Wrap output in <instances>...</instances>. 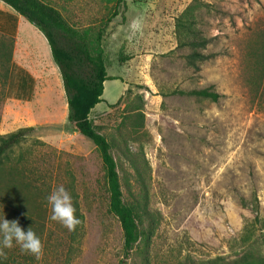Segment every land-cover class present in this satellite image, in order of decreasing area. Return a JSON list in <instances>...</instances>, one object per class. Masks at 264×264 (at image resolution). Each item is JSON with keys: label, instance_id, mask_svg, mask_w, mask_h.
Masks as SVG:
<instances>
[{"label": "rangeland", "instance_id": "374dc122", "mask_svg": "<svg viewBox=\"0 0 264 264\" xmlns=\"http://www.w3.org/2000/svg\"><path fill=\"white\" fill-rule=\"evenodd\" d=\"M43 1L72 25L94 29L116 3ZM191 1L124 0L103 31L106 71L116 77L104 81L90 118L112 142L123 199L135 203L142 218L141 238L127 255L108 207L100 152L60 111L66 98L58 77L47 70L25 101L29 93L8 82L9 64L0 58V135L34 128L4 158L1 178L6 189L18 182L10 181V170L21 168L22 182L30 184L20 185L26 208L37 207L32 193L43 208L32 212L39 215L43 243V254L33 255L32 264H230L243 256L264 258V0H196L194 25L206 45L179 48L175 19ZM29 31L34 32L24 28L18 36L16 62L37 69L35 59L51 63L50 47L36 44L34 57ZM1 42L11 41L0 33ZM194 49L205 56L196 67L186 59ZM127 58L134 60L128 69H138L131 75L123 66ZM124 80L127 89L116 103ZM202 88L217 92L218 100L187 93ZM53 105L56 118L46 111ZM139 113L144 128L138 129ZM60 184L71 193L80 220L74 231L49 218L46 197Z\"/></svg>", "mask_w": 264, "mask_h": 264}, {"label": "trees", "instance_id": "16d2710c", "mask_svg": "<svg viewBox=\"0 0 264 264\" xmlns=\"http://www.w3.org/2000/svg\"><path fill=\"white\" fill-rule=\"evenodd\" d=\"M10 6L18 15L33 24L45 36L53 61L57 64L66 94L68 105L67 120L71 123L74 132L80 133L90 139L100 152L104 169L105 183L108 192V207L119 222L122 232V250L127 255L141 238L139 223L142 221L135 203L123 199L122 187L117 170V163L112 154V142L100 132L93 123L90 113L97 103L101 101L104 81L113 79L107 75L104 60V51L101 45L103 31L112 19L119 13L118 6L124 0H115V6L108 14L101 26L94 29L78 28L62 15L53 5L43 0H0ZM196 0L190 4L175 19V36L177 47L190 46L204 47L207 40L198 37L194 21ZM199 5V4H198ZM13 19V18H12ZM11 47L0 44L1 61L5 59L9 64ZM205 56L198 50H192L186 55L187 63L195 66L196 60H203ZM196 67V66H195ZM8 76V73H7ZM22 91L23 84L19 82ZM128 91V90H127ZM190 95L202 96L217 101L219 94L209 88L194 89L187 92ZM122 96L117 100L120 101ZM112 105V104H111ZM143 113L138 114L136 128H144ZM33 127L19 128L15 132L0 135V217L17 219L20 225L27 230L31 227L39 236L37 217L32 212L43 209L32 193L31 203L37 205L34 209H27L25 196L20 185L30 186L29 182H22L21 168L10 170L11 180L18 181L6 186L1 185L4 171V158L14 146L19 144ZM32 254L24 253L19 246L3 249L0 254V264H32ZM230 264H264V258L243 256Z\"/></svg>", "mask_w": 264, "mask_h": 264}, {"label": "crops", "instance_id": "0c3cea01", "mask_svg": "<svg viewBox=\"0 0 264 264\" xmlns=\"http://www.w3.org/2000/svg\"><path fill=\"white\" fill-rule=\"evenodd\" d=\"M0 4H1L0 5V33L6 37H9L10 41H11V42H9L10 47H11V53H10V60H9V67H8V82H18V84H19V82H21V84H23V88L26 89V91L29 93L28 95H26V97H24L25 101H31V98L33 97L34 89H35V87L33 88V83L38 82L39 78L40 77L42 78V74L47 73V70H48V72L49 71L53 72V73H55V76L58 77V80L60 82V87H61V94L65 95V98H66V94L64 91L63 83H62L61 73H60V70H59L57 64L52 59L51 50H50V54L46 53L49 55V57L48 56L47 57L52 59L51 63H49L48 61H47V63H43V62L40 63L38 60L35 59L34 63L35 64L38 63V64H36L37 69L35 68L34 65L16 62V55H17V53H16L17 47L16 46H18L17 40H18V36H19L22 29L25 28V29H30V30L34 31L32 33H30V31H29L28 33L30 34V36H29L30 38L26 39L28 41V44L33 46V48H34V53H33L34 57H36V55H37L36 50H37L38 45L42 46L46 51V49H47L46 47H47L48 42H47L45 36L41 32H38L33 24H32L33 26L26 24V21H25L26 19L23 20L24 18L22 16L18 15L15 11H13L11 9H8L7 6L4 5L5 3L2 4L0 2ZM142 41L143 40H141V48L143 49L144 46L142 45V43H143ZM36 44H38V45L35 46ZM126 47H127V49L129 48L128 45H126ZM147 53L150 54L151 52H147V51L145 52V50H142L140 52V54H143V55L147 54ZM29 54H30V52H29ZM132 55H133L132 53H129L130 57ZM132 59L133 58H129V59L127 58L123 64V66H126L125 69L129 72L130 75H131L132 71H134V72L138 71V69H134V70L128 69L129 64L132 63V61L134 62V60H132ZM136 60H138V59H136ZM108 76H110V75H108ZM112 77L115 78L116 76L114 77V75H112ZM43 80L44 79H42L41 82ZM45 82H48V80H46ZM122 82L124 83V87L122 89L123 91H122L120 97L123 95L124 91L127 89V82H129V81L124 80ZM53 103L56 104L54 100H53ZM59 109H60V111L62 110L63 112L68 114L67 100L65 101L64 105L62 103V105ZM59 109L56 105H53L51 108L47 109L46 111L49 113V117L56 118L58 116V110Z\"/></svg>", "mask_w": 264, "mask_h": 264}, {"label": "clouds", "instance_id": "9594fccd", "mask_svg": "<svg viewBox=\"0 0 264 264\" xmlns=\"http://www.w3.org/2000/svg\"><path fill=\"white\" fill-rule=\"evenodd\" d=\"M133 27L138 25L134 24ZM46 201L50 207L49 218L52 221L59 222L69 231H74L80 224L73 197L63 184L55 186L47 195ZM14 245L37 259L43 254V243L37 233L31 227L25 230L17 219L9 220L4 215L0 217V254L3 249H10Z\"/></svg>", "mask_w": 264, "mask_h": 264}]
</instances>
